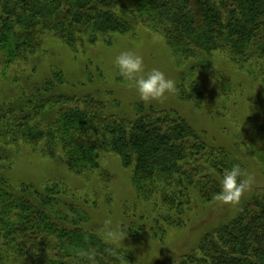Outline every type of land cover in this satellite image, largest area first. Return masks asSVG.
Here are the masks:
<instances>
[{
	"label": "trees",
	"instance_id": "16d2710c",
	"mask_svg": "<svg viewBox=\"0 0 264 264\" xmlns=\"http://www.w3.org/2000/svg\"><path fill=\"white\" fill-rule=\"evenodd\" d=\"M137 25L161 35L176 63L197 60L191 72L220 51L264 91V0H0V73L28 62L47 35L76 52ZM184 75L178 98L200 105V84ZM62 80L60 71L51 72L0 101V162L11 158L2 149L24 144L60 156L70 172L85 177L99 169L104 153L117 155L131 171L137 203L150 207L136 220L135 211L123 208L128 236L149 231L160 238L184 223L192 205L220 191L225 169L239 165L243 173L231 150L209 142L178 113L136 103L133 117L116 116L102 101L65 93ZM261 119L258 132L264 110ZM98 179L108 183L101 171ZM88 203L57 182L14 186L0 174V264H88L77 255L83 249H95L100 264H119L120 252L111 255V246L84 227ZM177 264H264V191L205 232Z\"/></svg>",
	"mask_w": 264,
	"mask_h": 264
},
{
	"label": "rangeland",
	"instance_id": "374dc122",
	"mask_svg": "<svg viewBox=\"0 0 264 264\" xmlns=\"http://www.w3.org/2000/svg\"><path fill=\"white\" fill-rule=\"evenodd\" d=\"M105 38L108 43L99 38L98 42L73 52L51 35L42 37L28 62H16L4 74L0 73V101L7 100L9 93L15 95L19 89L29 88L51 72L60 71L63 76L59 85L61 90L102 101L108 113L133 117L136 103L174 111L193 129L204 134L209 142L231 150L243 164L242 179L251 177L238 202L223 203L215 195L206 203L192 205L184 223L166 228L160 238L145 231L133 238L126 235L122 244L116 245L124 257L119 264H177L205 232L232 216L240 203L264 191V129L257 131V124L263 117L264 91L259 89V81H254L220 51L206 56L209 66L195 67L191 72L190 66L197 60L176 63L163 37L145 26L137 25L131 33H111ZM125 50L141 55L146 70L158 68L174 79L176 92L157 101L141 100L114 64L115 57ZM181 73L190 75L191 80L200 84V105H195L191 99L182 101L178 98L177 84ZM2 153L11 158L10 162H0V174L5 173L12 185L23 182L41 187L46 182H57L79 197L87 196L89 203L84 209L88 221L84 227L92 228L98 234L106 220L124 223V207L135 211V220L143 213L142 208H146L147 204L137 203L130 169L123 167L113 153H104L99 169L85 177L70 172L60 156L49 158L24 144L5 147ZM100 171L108 176L107 184L98 179ZM136 204L140 207L137 210L134 209ZM149 209L148 206V212Z\"/></svg>",
	"mask_w": 264,
	"mask_h": 264
},
{
	"label": "clouds",
	"instance_id": "9594fccd",
	"mask_svg": "<svg viewBox=\"0 0 264 264\" xmlns=\"http://www.w3.org/2000/svg\"><path fill=\"white\" fill-rule=\"evenodd\" d=\"M114 64L120 76L145 102L161 100L176 92L174 79L166 76L158 68L146 70L143 57L134 51H121L115 57ZM242 175V169L239 165H233L224 170L220 179V191L216 194L220 201L223 203L238 202L251 180V177L248 180L242 179ZM99 235L106 244L111 246L109 253L115 255L117 252L116 245L122 244L121 242L127 232L123 224H115L111 220H106L99 230ZM77 255L85 259L88 264H100L95 249H83L78 251Z\"/></svg>",
	"mask_w": 264,
	"mask_h": 264
}]
</instances>
